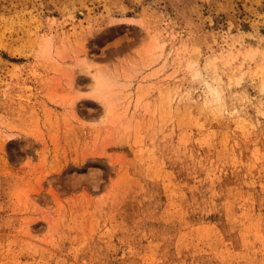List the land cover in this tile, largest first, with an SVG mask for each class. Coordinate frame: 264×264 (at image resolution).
<instances>
[{"label":"rangeland","instance_id":"obj_1","mask_svg":"<svg viewBox=\"0 0 264 264\" xmlns=\"http://www.w3.org/2000/svg\"><path fill=\"white\" fill-rule=\"evenodd\" d=\"M0 264H264V0H0Z\"/></svg>","mask_w":264,"mask_h":264},{"label":"bare ground","instance_id":"obj_2","mask_svg":"<svg viewBox=\"0 0 264 264\" xmlns=\"http://www.w3.org/2000/svg\"><path fill=\"white\" fill-rule=\"evenodd\" d=\"M95 87L96 90L93 96L100 100H106V92H107L106 81L101 77H96Z\"/></svg>","mask_w":264,"mask_h":264}]
</instances>
